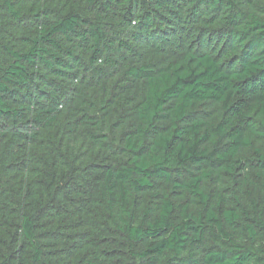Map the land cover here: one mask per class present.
I'll list each match as a JSON object with an SVG mask.
<instances>
[{"label":"trees","instance_id":"trees-1","mask_svg":"<svg viewBox=\"0 0 264 264\" xmlns=\"http://www.w3.org/2000/svg\"><path fill=\"white\" fill-rule=\"evenodd\" d=\"M0 264H264V0H0Z\"/></svg>","mask_w":264,"mask_h":264}]
</instances>
